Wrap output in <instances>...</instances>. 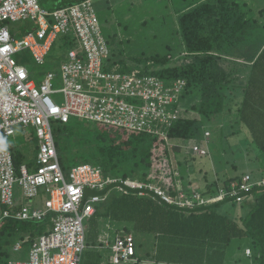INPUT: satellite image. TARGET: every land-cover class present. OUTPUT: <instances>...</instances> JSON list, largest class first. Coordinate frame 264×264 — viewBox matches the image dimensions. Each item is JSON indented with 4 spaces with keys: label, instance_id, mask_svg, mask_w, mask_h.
<instances>
[{
    "label": "trees",
    "instance_id": "16d2710c",
    "mask_svg": "<svg viewBox=\"0 0 264 264\" xmlns=\"http://www.w3.org/2000/svg\"><path fill=\"white\" fill-rule=\"evenodd\" d=\"M87 1L100 21L96 0H39L51 12ZM119 1L124 15L133 14L132 3L136 6L135 1L142 0ZM171 3L176 19L166 20L163 14L154 26L144 21L140 27L130 23L132 20L124 22L123 15L119 20L120 5H111L109 16L122 30L117 35L103 33L100 21L98 32H93L109 48L100 67L108 79L98 82L100 90L89 92L101 102L109 97L108 82L116 91L133 77L130 92L134 94L117 97L137 107L138 115L146 103L155 102L167 121L153 117L152 131L88 119L56 121L57 148L65 172L88 163L103 169L104 180L112 176L144 183L143 189L126 187L127 194L114 190V185L103 191L87 190V196L104 200L89 221L88 250L82 264H110L109 250L100 237L109 233L111 239L130 234L135 238L136 261L128 264H264V0L253 5L248 0ZM10 28L19 38L22 28ZM33 30L27 27L24 32ZM73 37L72 33L63 36L69 51L78 49L87 57L80 39ZM29 70L39 83L42 73ZM55 77V82L63 83L61 71L60 78ZM158 88L161 95L145 102L142 92ZM186 99L190 104L199 103L200 107L192 109L197 118L188 109L185 115L180 113ZM27 130L17 126L16 135L6 141L17 172L23 155L17 138L24 137ZM231 138L243 141L241 150L233 148ZM175 140L194 141L204 153L192 150L185 154L174 148L175 170L170 155L171 145L177 146L171 144ZM165 174H169L170 184H162ZM201 182V188L191 189L193 183ZM150 184L160 187L172 202L162 199ZM2 211L0 206V216ZM53 218L2 223L0 264L16 262L2 245L9 249V241L29 233L20 238L28 247L43 231L52 229Z\"/></svg>",
    "mask_w": 264,
    "mask_h": 264
},
{
    "label": "built area",
    "instance_id": "2783aa9c",
    "mask_svg": "<svg viewBox=\"0 0 264 264\" xmlns=\"http://www.w3.org/2000/svg\"><path fill=\"white\" fill-rule=\"evenodd\" d=\"M26 20L36 24L37 29L23 38H15L8 23ZM99 26L91 1L51 12L43 9L39 0H0V206L5 207L0 226L14 220L44 222L49 215H54L52 229L28 245V257L10 264H82L88 248L85 221L91 219L96 206L104 200L98 195L87 196L86 192L89 189L102 191L108 185L117 184L116 180H104L103 169L92 164L76 165L65 172L59 158L53 121L68 123L73 118L88 119L98 124L139 131H151L155 116L158 121H165L155 102L146 103L138 115L135 112L137 107L117 97L134 94L130 92L133 77L118 86L116 91H113L115 86L108 82L105 88L109 97L101 102L99 97L89 95L91 90H100V80L108 79L100 67L109 48L99 33L98 40L93 37ZM71 33L75 41L80 39L87 57L78 49L68 52L69 61L62 66L64 88L61 90L54 89L56 77L52 73H48L42 85L38 86L31 71L15 57L28 50L42 66L46 64L57 39ZM115 78L119 79V76ZM61 93L64 103L59 105L52 96ZM161 93L158 88L142 92V95L146 102ZM21 125L34 130L38 140V165L34 171L27 167H22L20 172L15 171L13 154L6 145L7 139L15 136L16 127ZM123 184L125 190L126 187H144L131 182ZM150 188L162 199L172 202L161 188ZM18 190L28 202L16 212ZM43 193L47 195L44 209L33 207ZM103 241L110 251V264L136 261L133 235H118L113 243L105 235ZM23 248L24 245L19 243L14 250L19 252Z\"/></svg>",
    "mask_w": 264,
    "mask_h": 264
},
{
    "label": "rangeland",
    "instance_id": "374dc122",
    "mask_svg": "<svg viewBox=\"0 0 264 264\" xmlns=\"http://www.w3.org/2000/svg\"><path fill=\"white\" fill-rule=\"evenodd\" d=\"M199 1H201V0H199ZM202 1H204V0H202ZM249 1L251 2V4H253L255 0H248V2ZM135 2L137 5L134 6V4L132 3V6L134 9L133 14L138 15L136 18L131 13L130 14L126 13L123 15V13L125 12L124 11L125 8L120 3V1L118 2V0H96L94 2V7L98 11V15L100 17V21H101V24L103 26V33H107V31H108V35H110V34L117 35V33L122 30V28H121L122 25L119 24L116 27V23L113 21V18H111L109 16V12L111 11L110 10L111 5L112 6L120 5V9H118L119 11L117 10V12H118L117 17L119 20H121V15H123L124 22H129V20H132L130 23H134L135 25H137L139 27L144 23V21L145 22L147 21L150 23L151 26H154V24H156L157 21L160 20L159 18L163 17V14L166 16V20L171 21L169 19V17H171L172 19H176L177 14L175 13L176 11H174L172 8L171 0H142L141 2H139V1H135ZM153 17H155V18H153ZM151 19H153V20H151ZM107 20H109V23H107ZM30 23H31V20H26V21H21L20 23H17V24L12 23L10 26L12 28L13 27L22 28L20 30V33L18 34V37L22 38L24 35V31L27 30V27L31 28V29L35 27L34 24H30ZM152 33H154V31ZM66 41L67 40L61 36L57 39V41L53 45L52 49L50 50V52L46 58V64L43 67H40L39 65L36 64V62L33 61L32 56L28 50H24V51L18 53V55L15 57V59H17L23 65L30 68L32 71H35L36 73L40 72L44 75V74H48L50 72H53V73L58 75V78H60L61 66L64 62L68 61L69 48H67V47H69V46L65 45ZM21 58H22V60H21ZM40 82H41V80H39V83ZM62 87L63 86H62L61 82H54V89H61ZM52 98L59 105H61L64 102L63 94L54 95V96H52ZM183 103L184 104L180 108V113H183V115L186 114V112H185L186 109L190 110V112H192V114H193V113H195L192 110L193 107H195V106L200 107L199 103L190 104L188 99L184 100ZM190 112L188 111V114H187L188 116H191ZM196 114L197 113L193 114L192 117L197 118ZM84 115H86V114H84ZM165 121H167V120L165 119ZM53 127L55 130H57V128H59V124L56 123L55 121H53ZM210 135L212 136L211 132H210ZM17 140H18V143L21 146V149L24 153V157H21L22 158L21 163H24V162L31 160L33 155H34L31 147L33 146L34 143L26 142L24 137H22L21 135L18 136ZM230 140L233 141V142H231V145L233 146L234 149H236V150L242 149V144H243L242 140L237 139V138H231ZM171 144L177 145L176 147H174L172 145L170 147V149H171L170 155H171L172 160L175 163V165H174L175 170L177 167V163H176V157H175L176 153H174V148L178 147L177 151L180 150V151H182V153H185V154L190 153V151L192 152V150L199 153V154L204 153V151H201V147H199V144H197L194 141L181 142V141L175 140V141H173V143L171 142ZM205 145H207V144L205 143ZM151 152H153V148L151 149ZM205 153H207L206 150H205ZM176 173H177L176 175H178V172H176ZM168 175L169 174H165V175L161 176V177H165L162 179V184H164V185H166L167 183L170 184V181H169L170 177ZM201 177L202 176H200V178ZM193 178L191 177V180ZM202 185H203L202 182H201V184L200 183H195V184L193 183L191 189L197 190L198 188H201ZM18 195L20 196L19 190H18ZM239 215H240V211H238L236 213V216H239ZM89 221L90 220L85 221V225L87 227V230L90 227ZM113 242H114V238L111 239V243H113ZM15 243H16V241H14V242L9 241V243H7L9 249L6 246L2 245L3 251L8 250V251L12 252V255H10L11 260H14V261L23 260V257L26 258L28 255V248H24V250L21 252L13 253ZM87 250H88V248H87ZM87 250H86V252H87ZM107 254H108V256H110L109 251Z\"/></svg>",
    "mask_w": 264,
    "mask_h": 264
},
{
    "label": "crops",
    "instance_id": "0c3cea01",
    "mask_svg": "<svg viewBox=\"0 0 264 264\" xmlns=\"http://www.w3.org/2000/svg\"><path fill=\"white\" fill-rule=\"evenodd\" d=\"M256 1V0H255ZM253 5V4H252ZM255 10H256V8H255ZM34 30H36L37 29V25L35 24V27L33 28ZM26 32V31H25ZM24 32V35H23V37L27 34V33H25ZM34 130H27V132H25V136H24V139H25V141L26 142H31V143H34L33 144V146L31 147V149L33 150V157H32V159L31 160H29V161H27V162H24V163H22V166H21V168L22 167H27V168H29L31 171H34L35 170V168L37 167V165H38V163H37V160H38V154H39V144H38V140H37V138H36V136H35V134H34ZM11 142L12 143H15L14 142V140H11ZM19 151H21L22 153H23V151H22V149H19ZM21 157H24V153H23V155H21ZM82 164V163H81ZM83 164H88V163H83ZM77 165H80V164H77ZM76 166V165H75ZM74 167V166H73ZM108 179H111V180H116L117 181V184H111V185H114V187H113V189L114 190H117V191H119V192H121V193H123V194H127V192H129L128 191V189H126L125 190V188L123 187L124 186V184H123V182H131V183H136V184H142V185H144V183L143 182H141V181H139V180H136V179H132V178H125V179H122V178H113L112 176H108V177H106V180H108ZM108 186H110V185H108ZM107 186V187H108ZM149 186H152V187H155L154 185H149ZM106 187V188H107ZM156 187H158V186H156ZM119 188H123L122 190H120ZM128 188V187H127ZM130 188V187H129ZM160 188V187H159ZM131 189H133V188H131ZM103 191V190H102ZM19 192H20V196L18 195V197H17V201L18 200H20L19 201V204H17V207H16V212L17 211H21V205H23L24 203H27L28 201L26 200V199H24V197H22V191L21 190H19ZM24 196V195H23ZM92 196V195H91ZM46 199H47V195H44V194H42L41 195V199L39 200V201H35L34 202V205H33V207H35V208H39V209H41V210H43L44 209V202L46 201ZM2 210H4V207L2 206ZM14 210V211H15ZM46 221V220H45ZM29 223V222H28ZM31 223H35V222H31ZM50 229H46V231H49ZM46 231H43L44 233L46 232ZM26 235H29V233H23V234H21L20 236H19V239L16 241V243H15V246L16 245H18L19 243H21V244H23V241L20 239V238H22V237H24V236H26ZM107 235V234H106ZM109 235V237H110V233L108 234ZM101 238H104L105 237V234L104 235H101L100 236ZM100 239V238H99ZM110 240H111V237H110ZM15 246H14V248H15ZM28 249H29V246L27 247Z\"/></svg>",
    "mask_w": 264,
    "mask_h": 264
},
{
    "label": "clouds",
    "instance_id": "9594fccd",
    "mask_svg": "<svg viewBox=\"0 0 264 264\" xmlns=\"http://www.w3.org/2000/svg\"><path fill=\"white\" fill-rule=\"evenodd\" d=\"M39 3H40V2H39ZM40 6H41V5H40ZM10 23H11V22L8 23L9 26H10ZM68 61H69V55H68ZM68 61L64 62L63 64L67 63ZM63 64H62V66H63ZM24 66H25V65H24ZM62 66H61V70H60L61 72H62ZM27 68H28V67H27ZM28 69H29V68H28ZM31 73H32V72H31ZM50 73H52V74L55 75V73H53V72H50ZM39 75H40V74H37V76H39ZM46 75H47V74H45V75L42 74V80H41L40 83H38V81L36 80V78H35V76H34V74H33V77H34V79H35V81H36V83H37L38 86H41V85H42V83L44 82V80H45V78H46ZM54 82H55V81H54ZM62 86H63L62 88H64V83H62ZM62 88H61V89H62ZM61 89H55V90H61ZM61 94H62V93H61ZM63 96H64V95H63ZM63 103H64V102H63ZM63 103H62V104H63ZM62 104H61V105H62ZM19 201H20V200H18V203H19ZM2 214H3V212H2ZM1 217H2V215L0 216V218H1ZM43 234H44V233H43ZM43 234H41V235H43ZM15 247H16V246H15ZM24 248H27V247L24 246ZM24 248H23L21 251H23ZM14 249H15V248H14ZM21 251H19V252H21ZM28 251H29V250H28ZM15 252H16V251H15ZM16 253H18V252H16ZM27 257H28V255H27ZM27 257H26V258H27ZM26 258L23 257V260H25ZM19 261H22V260H19ZM19 261H16V262H19Z\"/></svg>",
    "mask_w": 264,
    "mask_h": 264
}]
</instances>
